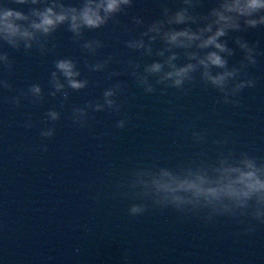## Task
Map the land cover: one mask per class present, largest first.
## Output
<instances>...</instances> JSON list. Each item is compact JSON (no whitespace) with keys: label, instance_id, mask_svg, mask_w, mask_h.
I'll use <instances>...</instances> for the list:
<instances>
[{"label":"water","instance_id":"obj_1","mask_svg":"<svg viewBox=\"0 0 264 264\" xmlns=\"http://www.w3.org/2000/svg\"><path fill=\"white\" fill-rule=\"evenodd\" d=\"M0 5L25 13L29 7L11 0ZM161 6L174 10L179 0H133L128 14L118 17L120 24L86 32V38L104 42L95 57L81 52L64 28L53 34L48 46L54 43L55 50L45 56L0 42V53L6 52L13 65L10 73L0 66V79L13 86L11 91L0 88V264H264V224L227 215L205 219L204 212L157 206L156 197L140 184L118 187L138 168L165 167L183 175L202 166L211 176L220 154L243 152L264 159V26L224 38L234 51L229 66L242 58L233 43L236 36L256 44L260 53L241 77L253 79L255 86L230 97L237 105L222 103L219 92L201 86L198 74L185 85L187 94L173 88L161 92L162 85L147 94L127 73L107 78L109 71L122 70L121 63L88 72L85 58L92 63L112 55L119 61L139 60L141 68L157 60L126 49L122 27L134 15L146 23L159 18ZM213 6L215 0H201L194 11L205 14ZM160 46L156 42L154 49ZM59 57L74 59L89 80L86 89L70 92L62 109L59 96L47 95L52 62ZM117 79L127 85L119 97L120 112L90 113L86 127L74 125L71 108L100 101ZM31 83L42 86L44 102L33 106L22 99L14 107L10 98ZM54 107L60 119L50 125L44 114ZM29 118L32 128L25 127ZM119 119H125L122 129L115 127ZM49 126L54 136L42 138L40 130ZM194 131L203 136L201 142L194 140ZM133 203L146 204V210L129 215ZM249 227L254 230L246 231Z\"/></svg>","mask_w":264,"mask_h":264},{"label":"clouds","instance_id":"obj_2","mask_svg":"<svg viewBox=\"0 0 264 264\" xmlns=\"http://www.w3.org/2000/svg\"><path fill=\"white\" fill-rule=\"evenodd\" d=\"M201 0H179V6L174 10L161 6L160 16L146 23L139 16L131 17V24L122 27V33L128 35L124 47L137 52L141 58L155 56L158 59L141 64L139 60L119 61L112 55L102 60L89 63L85 58L83 63L89 73L104 72L112 63H121V71H109L107 78L123 76L125 73L134 78V83L147 94L162 85L161 92L173 88L181 94H187L185 85L195 82L205 89L211 87L221 94V102L237 105L230 99L241 90L255 86L251 78L242 79L249 65L257 63L260 55L257 45L249 43L236 36L233 43L242 54L236 64L229 66L228 57L234 51L227 45L225 37L230 32H243L264 26V0H215V6L205 14H197L194 9ZM16 5H28L27 12L0 5V42L14 50L25 53L35 49L41 56L54 51L53 43L49 41L53 34L64 28L71 34V40L78 45L81 52L95 57L98 51L105 47L100 39H88L86 32L97 31L109 25L120 24L118 17L127 15L133 0H78L76 4L65 0H11ZM39 5V7L37 6ZM140 29H143L140 31ZM133 32L138 34L133 36ZM160 43L154 49V44ZM182 63H177L178 60ZM0 66L7 72L13 69L12 62L6 52L0 53ZM138 69H140L138 71ZM89 80L82 77L77 62L70 57H59L53 60L47 88V95L60 97L59 107H64L70 92H80L86 89ZM12 84L6 79H0V88L11 91ZM127 85L122 80L106 87L100 101H87L83 106L71 108L70 119L74 125L86 127L92 117L90 113L111 111L119 113L122 107L120 95ZM24 99L33 106L44 102V89L39 83H31L18 95L10 98L14 107L21 106ZM102 101V102H101ZM45 120L54 125L60 119V112L50 108L44 114ZM42 122H44L42 120ZM125 119L116 121L115 127L122 129ZM29 118L25 121L26 128H32ZM55 134L53 126L40 130L42 138H52ZM194 140H203L200 133L193 132ZM47 151L46 146H41ZM179 166L178 168H180ZM201 170L186 174L165 167L134 169L118 187L124 184H140L149 189L159 207H172L178 212L197 214L204 212L205 219L214 215H227L230 218L250 217L264 224V159L240 153L220 154L211 167L209 176L202 166ZM147 194V193H145ZM126 196V194H121ZM146 210V204L133 203L128 207V214L135 216ZM254 229L249 227L246 231Z\"/></svg>","mask_w":264,"mask_h":264}]
</instances>
